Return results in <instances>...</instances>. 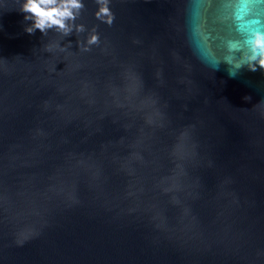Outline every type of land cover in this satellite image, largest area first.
Returning a JSON list of instances; mask_svg holds the SVG:
<instances>
[{
  "label": "water",
  "instance_id": "water-1",
  "mask_svg": "<svg viewBox=\"0 0 264 264\" xmlns=\"http://www.w3.org/2000/svg\"><path fill=\"white\" fill-rule=\"evenodd\" d=\"M23 3L0 0V264H264V0H110L111 26L83 0L71 36Z\"/></svg>",
  "mask_w": 264,
  "mask_h": 264
},
{
  "label": "clouds",
  "instance_id": "clouds-1",
  "mask_svg": "<svg viewBox=\"0 0 264 264\" xmlns=\"http://www.w3.org/2000/svg\"><path fill=\"white\" fill-rule=\"evenodd\" d=\"M95 2L98 8L95 18L111 26L115 17L110 11V0H95ZM84 7L83 0H24L20 11L25 15V20L32 22V26L26 29L29 34L39 30L47 35L48 31L55 30L63 36H71L73 31L78 35L87 31L85 25L75 24ZM69 22H72L71 25ZM99 40L97 28L94 27L86 40H78L77 44L79 50L90 51V46L99 44ZM85 44L88 46L85 47ZM65 50L61 49V51ZM249 60L258 64L259 68H264V33L254 34ZM249 70L257 71L258 68L252 65Z\"/></svg>",
  "mask_w": 264,
  "mask_h": 264
}]
</instances>
